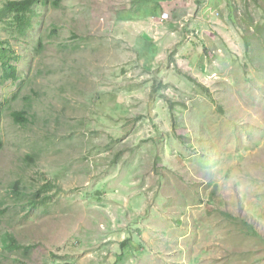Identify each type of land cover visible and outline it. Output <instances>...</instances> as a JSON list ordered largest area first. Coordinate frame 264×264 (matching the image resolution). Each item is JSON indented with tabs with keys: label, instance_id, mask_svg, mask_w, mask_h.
Segmentation results:
<instances>
[{
	"label": "rangeland",
	"instance_id": "rangeland-1",
	"mask_svg": "<svg viewBox=\"0 0 264 264\" xmlns=\"http://www.w3.org/2000/svg\"><path fill=\"white\" fill-rule=\"evenodd\" d=\"M139 1L0 21V264H264V0Z\"/></svg>",
	"mask_w": 264,
	"mask_h": 264
},
{
	"label": "trees",
	"instance_id": "trees-1",
	"mask_svg": "<svg viewBox=\"0 0 264 264\" xmlns=\"http://www.w3.org/2000/svg\"><path fill=\"white\" fill-rule=\"evenodd\" d=\"M62 0H54V5H60ZM46 0H15L7 2L2 10L0 11V21H5L10 24L9 26L13 27L16 32H19L21 35H25L28 29L31 27V15L34 14L35 10L33 7L38 5H44ZM18 58L12 55V50L3 40H0V64L3 69V81L10 79H17L18 69L17 65L12 63V60ZM14 120L17 123L24 125L27 122L26 114L23 112L15 113ZM19 188H17L18 190ZM3 211H0L2 214ZM250 235H258L254 227L250 226ZM4 243L7 249H22L23 246L20 245L15 237L9 233L5 234Z\"/></svg>",
	"mask_w": 264,
	"mask_h": 264
},
{
	"label": "crops",
	"instance_id": "crops-1",
	"mask_svg": "<svg viewBox=\"0 0 264 264\" xmlns=\"http://www.w3.org/2000/svg\"><path fill=\"white\" fill-rule=\"evenodd\" d=\"M182 1L183 0H142V1H139L137 3H138V5H141L142 8L138 9L137 13H135V14L133 13L132 14L133 16L129 20H136V22L137 21L148 22L149 20H152V21L154 20L155 22H159L161 24L165 23L164 25H160V26L166 25L165 27H166V29H168L169 33L174 35L175 31H174L173 27L175 28L176 27L175 25H178L177 24L179 22L178 19L182 20V18L187 13L186 9L183 6H181V4H179ZM157 2H159V4H156ZM150 4H153L155 7L152 8V11L150 13H148V15L145 16V19L141 20L140 19L141 15H139L141 10H143L145 8V6H149ZM164 4H175L174 5L175 10L170 9L168 11L170 13V19L167 22L161 21V18L159 17V16H161V14L159 13L160 12L159 10L162 7V5H164ZM158 5H161V7H158ZM182 15H183V17H182ZM126 18H128V17H126ZM171 18H172V21H171ZM147 25L149 26L148 28L149 29L151 28L150 30H152V28H155L154 26H156L157 24L154 22H151V23L149 22V23H147ZM134 26H135V28H137V27L139 28V26L135 23H134ZM153 31H155V29ZM143 36L145 38V40H143V41H144V43H146L148 45L147 47L150 50L151 48L154 47V41L152 39H155V38L149 36V32H146V31L140 32V34L137 35V37H139L138 39H140Z\"/></svg>",
	"mask_w": 264,
	"mask_h": 264
},
{
	"label": "built area",
	"instance_id": "built-area-1",
	"mask_svg": "<svg viewBox=\"0 0 264 264\" xmlns=\"http://www.w3.org/2000/svg\"><path fill=\"white\" fill-rule=\"evenodd\" d=\"M160 18H161V21L166 22L170 19V14L165 12L161 14Z\"/></svg>",
	"mask_w": 264,
	"mask_h": 264
}]
</instances>
